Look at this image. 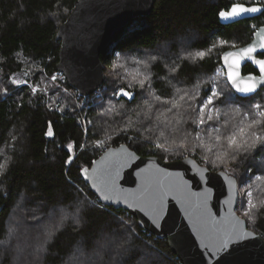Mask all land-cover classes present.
Returning <instances> with one entry per match:
<instances>
[{"label": "trees", "instance_id": "1", "mask_svg": "<svg viewBox=\"0 0 264 264\" xmlns=\"http://www.w3.org/2000/svg\"><path fill=\"white\" fill-rule=\"evenodd\" d=\"M75 1L0 0V264H182L167 238L103 203L81 174L123 143L165 160L195 151L201 164L205 158L208 168L230 172L239 183L237 211L264 237V151L251 135L264 131L249 129L253 113L264 121V88L254 99L239 96L221 60L253 38L264 11L231 24L219 19L234 3L264 0H155L151 14L134 18L102 50L104 85L79 98L67 78L55 77L57 31ZM20 70L23 84L13 79ZM120 89L135 97H118ZM212 92L221 93L215 110L202 108ZM255 104L261 109H250ZM246 192L248 216L239 207Z\"/></svg>", "mask_w": 264, "mask_h": 264}, {"label": "water", "instance_id": "2", "mask_svg": "<svg viewBox=\"0 0 264 264\" xmlns=\"http://www.w3.org/2000/svg\"><path fill=\"white\" fill-rule=\"evenodd\" d=\"M237 5L259 11L240 12L234 17L220 15L231 13ZM154 6L155 0L75 1L57 31L56 40L61 42L57 69L80 95L89 97L104 85L102 50L134 18L151 14ZM263 11L262 4L238 2L221 10L219 19L231 24L257 17ZM262 45L264 24L249 42L226 49L221 55L227 79L232 71L237 73L239 87L255 84L254 92L242 93L228 79L241 97L264 88V72L259 67L264 61L259 57L264 53ZM249 48L254 51L247 53ZM247 63L258 73H244ZM129 93L133 99L135 94ZM118 97L129 99L119 93ZM81 174L103 203L128 210L142 228L158 238H167L182 264H264V237L237 211L239 183L228 171L212 170L193 157L165 160L141 155L123 143L107 148ZM229 236L228 248L218 250Z\"/></svg>", "mask_w": 264, "mask_h": 264}, {"label": "snow or ice", "instance_id": "3", "mask_svg": "<svg viewBox=\"0 0 264 264\" xmlns=\"http://www.w3.org/2000/svg\"><path fill=\"white\" fill-rule=\"evenodd\" d=\"M259 11V9L257 8H241L239 5L235 6L232 8L231 13H220V15L222 17H229V16H237L239 15L240 12H257ZM262 47H264V45H262ZM254 49L253 48H249L246 50L247 53H251L253 52ZM200 55L202 56L203 53H200ZM236 64L239 63V61H235ZM116 68H122L124 67V65L120 62H117V64L115 65ZM229 67L231 68L232 65H229ZM259 67H260V71L264 72V61H260L259 62ZM229 80L232 81V84L235 85L237 87V91L242 92V93H252L255 91V84H252L250 86H245V87H239V83L237 80V73L230 71L229 72ZM143 84V82H141ZM119 94L123 95V96H127L129 99H132V95L131 93H129L128 91L124 90V89H120L119 90ZM221 96L220 92H212L211 96L206 95L203 99H201L200 101V106L204 109H207L209 107H211L213 110H215V103H216V99H218ZM215 98V99H214ZM226 99H220L219 103H225ZM250 99H254V97H250ZM261 105L260 104H255L250 106L251 108H254L256 110H260L261 109ZM197 115L199 117L198 119V123L203 125L205 124V119L203 118V114L201 112H197ZM259 115L261 117H264V111H261L259 113ZM208 120H212L213 118L211 116L207 117ZM253 126H259L261 131H264V121L261 120H257L255 118V113H253V117H252V121L249 124V129L251 130L253 128ZM240 132L243 133L244 129H240ZM48 135H52L51 131L48 132ZM252 137H254V141L258 142L261 144V151H264V136H262L259 132H255L252 131L251 132ZM217 139H219V137H217ZM229 144L230 145H236L237 144V140L235 136L229 137ZM245 144H247V141L245 140L244 142ZM242 183H246V181H242ZM248 196H251L250 192H246L245 193V198L241 199L239 202V207L240 209L243 210L244 215L248 216L250 211H251V201L247 199ZM160 207L162 210V198H161V202H160ZM251 219V217H250ZM239 238V237H237ZM232 239L231 236L227 237L225 240L221 241L220 245H219V249L218 250H226L228 248V243L229 241Z\"/></svg>", "mask_w": 264, "mask_h": 264}, {"label": "built area", "instance_id": "4", "mask_svg": "<svg viewBox=\"0 0 264 264\" xmlns=\"http://www.w3.org/2000/svg\"><path fill=\"white\" fill-rule=\"evenodd\" d=\"M55 77L56 78H62V80H65V76H64V74L62 73V72H60V71H58L57 73H56V75H55ZM77 90V89H76ZM75 90V88L74 89H70V92L69 93H71L72 95H74L76 98H79L81 95H79L78 93H76L77 91ZM80 93V92H79ZM194 155H196V152L195 151H191V153L189 154V152L187 153H185V157H190V156H194ZM197 157H199V158H201V156L200 155H196ZM202 160L204 161L203 162V165H206L207 166V164H208V160L207 159H205V158H202Z\"/></svg>", "mask_w": 264, "mask_h": 264}, {"label": "rangeland", "instance_id": "5", "mask_svg": "<svg viewBox=\"0 0 264 264\" xmlns=\"http://www.w3.org/2000/svg\"><path fill=\"white\" fill-rule=\"evenodd\" d=\"M26 76H27V72L25 70L17 71L13 75L14 82H17L19 84H23L26 82ZM200 156H203V155L200 154ZM190 157H192V156H190Z\"/></svg>", "mask_w": 264, "mask_h": 264}, {"label": "flooded vegetation", "instance_id": "6", "mask_svg": "<svg viewBox=\"0 0 264 264\" xmlns=\"http://www.w3.org/2000/svg\"><path fill=\"white\" fill-rule=\"evenodd\" d=\"M263 55H264V53H260V54H259V57L264 58ZM248 65H251L252 68H253V69H252L250 72H248V73H252V72H253V73H258V72H257L258 70H257V69H256L251 63H247V64L244 66V68H245L246 66H248ZM244 68H243V71H244ZM244 73H245V72H244Z\"/></svg>", "mask_w": 264, "mask_h": 264}, {"label": "bare ground", "instance_id": "7", "mask_svg": "<svg viewBox=\"0 0 264 264\" xmlns=\"http://www.w3.org/2000/svg\"><path fill=\"white\" fill-rule=\"evenodd\" d=\"M61 72V71H60Z\"/></svg>", "mask_w": 264, "mask_h": 264}]
</instances>
